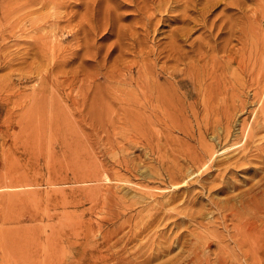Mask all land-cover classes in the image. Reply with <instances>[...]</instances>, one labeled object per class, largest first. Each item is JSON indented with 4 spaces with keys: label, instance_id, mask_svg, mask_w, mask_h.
Masks as SVG:
<instances>
[{
    "label": "rangeland",
    "instance_id": "rangeland-1",
    "mask_svg": "<svg viewBox=\"0 0 264 264\" xmlns=\"http://www.w3.org/2000/svg\"><path fill=\"white\" fill-rule=\"evenodd\" d=\"M191 65L200 69L194 85L181 74ZM172 70L173 78L165 74ZM200 85L224 90L208 100ZM157 89L163 101L155 102L166 107L152 102ZM256 92L264 98V0H0V264H19L18 250L40 253L46 245L60 248L61 264L187 262L183 249L196 224L185 215L179 230L180 207L138 240L131 239L138 216L131 224L121 217L160 200L150 195L156 186L182 193L163 186L162 166L187 167L176 127L198 135L212 109L235 102L233 129L244 119L256 131L250 147L263 152L253 150V165L223 174L211 166L205 178L193 177L184 208L204 223L221 221L213 200L264 174L251 179L252 167L264 164V128H253ZM202 136L210 142L209 132ZM242 149H221L217 159ZM201 180L230 181L232 191L208 193ZM208 225L216 234L210 251L221 243L231 263H257L226 242L221 224Z\"/></svg>",
    "mask_w": 264,
    "mask_h": 264
},
{
    "label": "bare ground",
    "instance_id": "bare-ground-1",
    "mask_svg": "<svg viewBox=\"0 0 264 264\" xmlns=\"http://www.w3.org/2000/svg\"><path fill=\"white\" fill-rule=\"evenodd\" d=\"M234 59H235V55H234V58L231 55L230 56V60L233 61ZM143 71H145V69ZM165 74H168L172 78L176 75L174 70L169 71V72H167ZM181 74L183 75V78L189 79V81L192 84L197 82L200 79L199 78L200 69H198L197 67H195L193 65L189 66L188 69L184 72V74L183 73H181ZM211 75H213V74H211ZM172 80L171 79L169 80L170 81V85L172 83L171 82ZM223 80H224V78H223ZM219 82H220V80H219ZM174 83H176V82H174ZM215 83H218V81L215 82ZM220 84H222V83L220 82ZM173 85H172V87H173ZM217 85H219V84H217ZM217 85H216V87H212V88H211V85H210V87L207 86V88L205 86H201L200 85L201 87L199 86V88H197V89L199 90L200 93H201V91L202 92L204 91L203 93L205 95L207 94L208 100H210L209 97H213L214 94H216V95L217 94H221L222 91L224 90L223 86H222L223 90L221 91V89H219L217 87ZM172 87H171V89H172ZM176 87L177 86L173 87L174 90H176ZM220 87H221V85H220ZM160 90L161 89H159V90L157 89L155 94H154V92H152V95H153L152 96L153 97L152 98V102H155V101L158 102L159 98L161 100L162 94L164 92L160 93ZM214 92H217V93H214ZM143 93L145 94V91H143ZM251 96H252V94H251ZM254 96H256L258 98L257 92L254 94ZM143 97L145 99L144 95H143ZM205 98H204V101H205ZM149 99H150V97H149ZM161 101H163V100H161ZM167 103H170V102H167ZM167 103H165V105ZM234 103L235 102H233L231 104L228 103L229 107H227V105H228L227 104L226 107H225L226 108L225 111H221V113L218 112L219 110L217 111L215 108L212 109L213 119L211 120V122L207 121L204 124L203 132L199 133L198 135H196L194 133V131L193 132L191 131L192 133L188 132L186 127H183V126L176 127L178 125L174 124V127L177 128V129L176 128L175 129L178 132H181L183 134V136H184L183 137L184 140H182V144L185 145V146L183 145L184 146L183 149L187 153L186 154V164H187L186 166L187 167H186V169L185 168L182 169V166H180V165L177 166V165H174V164L173 165L170 164V165L162 166V170H163L164 173L167 174L166 176L168 178L166 184H164L163 186L164 187H168V186L169 187H173L176 190L183 189V191H182V193L177 194V195H169V194L165 193L164 191H160V186H156L154 189L157 190L158 192H150V195H153V196L154 195H159L160 196L159 197L160 200H156L153 203H148L147 202L148 204H145V207L143 205V209H139L133 214L123 215L121 217L123 219L122 220L123 224L124 223L125 224H131L132 220L136 216H138V221L140 219V222H141L139 224L140 226L138 225L137 222L133 223V224H135L137 226H135L131 230V232H132L131 233V239L132 240H138V238L141 235L143 237L146 236L149 232H151L153 230L154 225H159V224H161V222H164L168 218L173 217V215H171L170 213L167 212L168 210L180 207V211H178L176 214L175 213L174 214L175 215L182 214V215H180V217L178 219H174L173 223L176 224L177 227H180V224H181V226H183V228H184V225H182V224L186 222V220L184 219V216L186 215V216L189 217V220H192V222H194V224H196L195 227H193V229H190L188 231L189 232L188 234L192 235V237H189V239H190L189 243H187L184 246L183 252L187 253V259H186L187 262H185L183 264H188V261H190L189 264H233V263L230 262L229 256H228V253H227V252H231V251H229V250L226 251L227 249L225 250V248H224L225 246L223 244H221L220 242H219L220 244H218V249L217 250L215 249L216 251H210L211 243H212V241H214L212 238L214 236H216V234H214V233H209V232L205 231L208 228V226H209L208 223H210V222H214L216 224H221L225 228V230H227V232L224 231L226 233V235H227V237H226V235L224 234V236L227 238V239H225L226 242H227V240H228V242L232 241L233 244H234L235 249L238 250L239 253L242 256H244L245 258H250L251 257L253 259H258L259 262H258V260H256L257 263H255V264H258V263L259 264H264V174L262 173V172H264V164H261V165L257 164L256 166L252 167L253 171H254V174L251 176V179H255L256 177H257V179L251 181V183L249 182V185L247 187H244V186H246V185H244V186H242L244 188H241V190L237 191V193H235L236 191H234V194H231V195H226V196H223V197H217L214 200L212 198H210V199L213 200L214 208H215L216 212L219 214V216L221 217L220 218L221 221H215V218H216L215 217L214 220L212 219V220H209V221L204 223L201 220L197 219V215H195L193 213H190V212H187V211L186 212L184 211V208L186 207V203H187V200H186L187 199L186 198L187 194L191 193V190L193 192V189H192L193 182L191 180L193 177L195 178V176H196L197 177V178H195L196 181H199L200 179H202L204 177L202 175H204L205 173H209L208 172V170H209L208 168H210L211 166H214V168H216L215 169L216 171L217 170H219V171L223 170L225 172L226 169H227V171L228 170L232 171V170H234L235 167H238L239 165L242 166L243 164H245L247 162L250 163L251 162L250 161L251 155L253 154V150L254 149H258L259 147L263 148L262 145L261 146L260 145H255L254 148L250 147L251 145L248 142L251 141V140L254 141L253 138L256 136L255 135L256 131L251 130L249 127L247 128V125H246V122H245L244 119L238 120L239 122H238V124L236 126V129H233V124H232L233 122L231 123V121L234 118V114L231 113L230 111H232L233 109L235 110ZM160 104H157L158 107L159 106L160 107L161 106L166 107V106L160 105ZM243 104H244V102H243ZM256 104H257V108L254 110V122H253L254 130L255 129L264 128V98H258ZM157 105H156V107H157ZM206 106H204V107L206 108ZM237 106H238V104H237ZM240 106H242V105H240ZM243 106L241 108H243ZM238 107H237V109H238ZM165 110H166V112H168L167 109H165ZM166 112H164V113H166ZM166 117H168V119L170 118L168 114H167ZM156 118H157V116H156ZM157 120L159 122V119H157ZM206 131L209 132V137L211 139L210 142L207 141V140L205 141L204 137L202 136V135H204L206 133ZM233 133H235V135H236L235 137L238 140L232 141L233 139L231 137H233V136H231V135ZM237 133H239L238 134L239 136L237 135ZM230 138L232 140H230ZM190 140L196 141L197 144L193 145L192 143L189 142ZM147 142H148V140H147ZM178 142H181V141L179 140ZM254 142H252V143H254ZM217 146H219V147L217 148ZM235 146H242L243 147V149H242L243 151H242V153L240 155H239V153H237V154H234L232 156H228L227 155L226 158L223 157L224 159H217V157H218L217 154L220 153V152H218L219 150L223 149L221 151V153H222V152L227 151V150H229V149H231L232 147H235ZM184 150H182V151H184ZM259 151L263 152V150L262 151L259 150ZM175 153H179V152H175ZM263 161H264V159H263ZM253 164H251V165H253ZM260 171H262L261 173L263 175H261V173H260L261 176H259V177L256 176V175H258V173ZM221 174H223V172ZM158 176H159L158 179H160L159 173H158ZM198 176H202V177L199 178ZM219 176H221V175H219ZM197 179H199V180H197ZM214 180H215V178H214ZM196 181H194V182H196ZM229 182L225 181L222 184L215 186V185H209L210 183H206V181L201 180L200 181V187L201 188H206V191H208V193H210L209 189L214 188L215 192L226 191V194H228L227 191H229V190L232 191V189L230 188L231 185L229 184ZM198 184H199V182H198ZM135 186H136V184H135ZM195 187H196V185H195ZM195 187H194V192L197 189ZM148 190H150V189H148ZM201 190H203V189H201ZM165 196H168V197H165ZM191 203H192V201H191ZM202 207H203V205H202ZM145 208L148 209L147 212H144ZM190 209H192V208H190ZM197 210H199V209H197ZM210 212L212 213V210ZM199 213L200 212H198V214ZM196 214H197V212H196ZM207 214L210 215V213H207ZM201 215H202V213H201ZM209 215H208V217H209ZM205 216L207 217V215H205ZM177 217H178V215H177ZM187 223H189V222H187ZM187 223H185V225ZM141 225H142V228H141ZM130 227H131V225H130ZM185 227H187V226H185ZM180 229H181V227L179 228V230ZM221 229H223V228H221ZM209 231H212V230H209ZM176 232H177V230H176ZM224 232H222V233H224ZM183 236H184V234H183ZM148 239H150V238H148ZM148 239H145V240L147 241ZM173 239H175V238H173ZM179 239H180V237H179ZM216 239H218V241H223L224 240L223 237H218V238L216 237ZM174 241H176V240H174ZM47 242H45V243H47ZM177 246H178V244H177ZM179 246H181V245H179ZM216 246H217V244H216ZM25 249L17 251V253H18L17 254V261L20 262L19 264H46V263H48V264H61V261L57 262L56 259L60 255H63V252L60 250V248L58 249L56 246L55 247L51 246V245L50 246H47V245L46 246H42L40 253H38L37 251H32V252L30 251L32 254L31 253L28 254L27 250H25ZM179 249H181V248L178 247L177 250H179ZM170 250L171 249L168 248V249L164 250L163 253H168ZM175 250H176V248H175ZM180 253H181V251H180ZM184 253H183V255H184ZM210 254H214L213 259H210V257H209ZM232 256H233V254H232ZM52 259H55L56 262H52ZM244 260L245 261H249V263H250V260H246V259H244ZM251 261H252V259H251ZM14 262H15V260H14ZM140 262L141 261H138V262H135L134 264H138ZM249 263L247 262V264H249ZM174 264H177V263H174ZM179 264H182V262L179 263Z\"/></svg>",
    "mask_w": 264,
    "mask_h": 264
}]
</instances>
